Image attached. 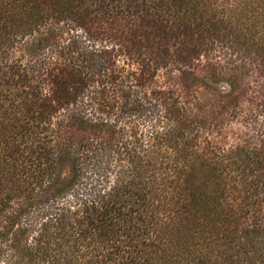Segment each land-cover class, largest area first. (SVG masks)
Wrapping results in <instances>:
<instances>
[{"label":"trees","instance_id":"1","mask_svg":"<svg viewBox=\"0 0 264 264\" xmlns=\"http://www.w3.org/2000/svg\"><path fill=\"white\" fill-rule=\"evenodd\" d=\"M251 76L264 0H0V264H264Z\"/></svg>","mask_w":264,"mask_h":264},{"label":"rangeland","instance_id":"2","mask_svg":"<svg viewBox=\"0 0 264 264\" xmlns=\"http://www.w3.org/2000/svg\"><path fill=\"white\" fill-rule=\"evenodd\" d=\"M62 29V28H61ZM56 34L60 33L59 29L55 31ZM71 35L68 34L66 31V28L63 29V36L62 39H67ZM73 37V35H72ZM30 47L28 48L26 45L17 44V48L11 53L9 56V61L12 62H18L21 64V66L26 67L28 63H30ZM40 58L42 56H45V61H52L54 59V54H51L46 49H42L40 52ZM196 69L193 70H187L182 73L189 74L193 73ZM159 81L161 82H167L166 85H169V83H172V81L167 80L164 73L159 74ZM174 76H180V72H173ZM247 85H249V90L247 92L248 98H255V94L258 93L257 102L263 101L264 102V95H260V91L264 92V80H258L254 77L247 78ZM219 86H221V89H226V86L224 82L220 83ZM244 106L248 108L250 105L248 103H245ZM263 125H264V107L260 108L257 107L254 112H242L237 118L230 119L226 121L223 126L221 127L220 131H218L217 134L209 135L208 137L214 142L218 143L223 149H227L229 147L236 146L238 142L241 143L240 139H247L248 137H253L254 140H257V137L261 136V133L263 132ZM261 126V127H260ZM264 208V204H263ZM264 211V209H263Z\"/></svg>","mask_w":264,"mask_h":264}]
</instances>
